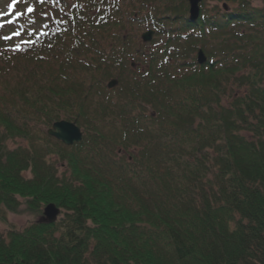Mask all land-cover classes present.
Masks as SVG:
<instances>
[{"label": "trees", "instance_id": "trees-1", "mask_svg": "<svg viewBox=\"0 0 264 264\" xmlns=\"http://www.w3.org/2000/svg\"><path fill=\"white\" fill-rule=\"evenodd\" d=\"M124 1L34 0L0 46V221L61 211L0 264H264V0Z\"/></svg>", "mask_w": 264, "mask_h": 264}, {"label": "rangeland", "instance_id": "rangeland-1", "mask_svg": "<svg viewBox=\"0 0 264 264\" xmlns=\"http://www.w3.org/2000/svg\"><path fill=\"white\" fill-rule=\"evenodd\" d=\"M23 1H25L27 4L22 3ZM33 1L34 0H17L16 4L12 8V10L9 12L8 5L12 3V0H0V25H2L0 26V46H2L5 43H8L10 45H17L19 40L23 37L22 32L27 33L29 30H37L38 28H40V23L34 22L31 18H28L27 20L24 19L25 17L24 14L27 12V9L31 7V4H33L32 3ZM139 1L140 0H125L124 2L128 3L129 5H132V3L135 4ZM256 1L257 3H259V0H256ZM17 13H20V15L17 16L16 15ZM147 26L148 25L146 22H133L132 25L131 23H129L128 31L130 30L129 32H132L137 37L139 36L141 37V34L147 30ZM14 33H19V35H14ZM153 36H154V33L152 34L151 40L148 42L152 41ZM4 37H10V39H4ZM230 91L232 95V93H234L236 89H233V90L230 89ZM228 93H229V90L226 92V96H230ZM227 100L229 99L225 98L223 101L226 103ZM51 126L49 128H51ZM78 128L80 129V127ZM18 144L24 145V141H20L17 139V141L14 143L13 142L8 143V145L10 146V149ZM51 160L54 162V165L58 170H61V171L63 170L62 169L63 166H61L60 162L59 163L57 162V158L55 156H52ZM24 176L31 177L28 171L24 172ZM44 207L42 206L38 212L37 211L32 212V210H28L27 208L26 209L21 208L22 210L20 209L17 212H8L6 215V219L4 221H0V231L3 234H6L8 229L21 230L25 226L29 225L30 223L43 219ZM60 215H61V211L59 209V214L57 215V218L60 217Z\"/></svg>", "mask_w": 264, "mask_h": 264}, {"label": "water", "instance_id": "water-1", "mask_svg": "<svg viewBox=\"0 0 264 264\" xmlns=\"http://www.w3.org/2000/svg\"><path fill=\"white\" fill-rule=\"evenodd\" d=\"M201 0H188L189 5V18L194 20L197 18L199 13V2ZM153 31L147 30L141 34V38L144 42H148L152 38ZM205 57L201 51L197 53V62L203 63ZM116 85V80L112 79L107 83L108 88H112ZM48 135L56 138L66 145H71L73 143H78L81 141L82 133L80 129L73 123L60 120L52 124L51 128L47 130ZM59 214V209L52 203L47 204L43 209V219L46 222H54Z\"/></svg>", "mask_w": 264, "mask_h": 264}, {"label": "snow or ice", "instance_id": "snow-or-ice-1", "mask_svg": "<svg viewBox=\"0 0 264 264\" xmlns=\"http://www.w3.org/2000/svg\"><path fill=\"white\" fill-rule=\"evenodd\" d=\"M16 2H17V0H12V3H10V4L8 5L9 12L12 10V8H13L14 5L16 4ZM27 11H28V12H31V11H33V9H32L31 7H29V8L27 9ZM16 15L19 16L20 13H17ZM9 22H11V21H9ZM0 26H2V25H0ZM14 35H19V33H14ZM4 39H10V37H4Z\"/></svg>", "mask_w": 264, "mask_h": 264}]
</instances>
